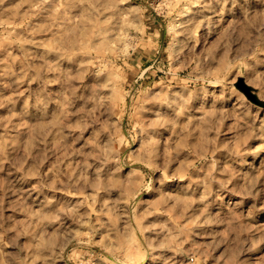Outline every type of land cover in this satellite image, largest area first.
<instances>
[{
    "label": "rangeland",
    "instance_id": "rangeland-1",
    "mask_svg": "<svg viewBox=\"0 0 264 264\" xmlns=\"http://www.w3.org/2000/svg\"><path fill=\"white\" fill-rule=\"evenodd\" d=\"M0 264H264V0H0Z\"/></svg>",
    "mask_w": 264,
    "mask_h": 264
}]
</instances>
